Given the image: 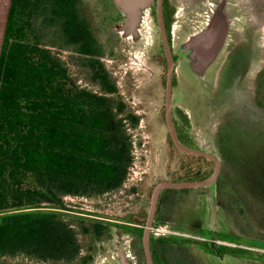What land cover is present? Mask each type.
Instances as JSON below:
<instances>
[{"label":"rangeland","instance_id":"1","mask_svg":"<svg viewBox=\"0 0 264 264\" xmlns=\"http://www.w3.org/2000/svg\"><path fill=\"white\" fill-rule=\"evenodd\" d=\"M165 1L168 31L179 57L173 92L176 125L188 136L189 146L198 148L200 138L211 146L221 171L209 192L207 187L162 190L153 222L175 231L172 237L179 249L166 262L152 248L154 260L264 264V0ZM82 4L103 46L102 60L117 82L118 91L111 96L123 98L127 112L139 115L140 121L137 126L128 123L134 160L123 185L97 196L67 195L62 214L78 232L82 222L110 223V237L98 243L90 234H79L84 252L94 251L88 264H112L119 250L131 264H148L143 235L158 179L166 175L170 181L202 180L213 173L215 163L180 149L166 131L168 61L156 5L141 8L133 31L128 12L115 0ZM214 24L222 28L219 53L203 69L191 66L190 72L185 44L196 34L207 36ZM55 32L44 29L43 42L61 43ZM52 48L81 86L101 91L74 49ZM209 238H216L217 245L245 248L246 255L214 252L205 245L211 244ZM0 261L82 264L79 259L55 263L24 254L6 255Z\"/></svg>","mask_w":264,"mask_h":264},{"label":"trees","instance_id":"2","mask_svg":"<svg viewBox=\"0 0 264 264\" xmlns=\"http://www.w3.org/2000/svg\"><path fill=\"white\" fill-rule=\"evenodd\" d=\"M44 29L62 42H43ZM55 46L74 49L101 91L81 86ZM103 55L82 0H11L0 54V257L88 264L94 251L84 252L79 234H90L94 244L110 237V223L82 222L78 232L62 214L65 196L116 190L133 164L128 123L137 126L140 116L111 96L118 86ZM152 239L162 261L179 249L172 235Z\"/></svg>","mask_w":264,"mask_h":264},{"label":"water","instance_id":"3","mask_svg":"<svg viewBox=\"0 0 264 264\" xmlns=\"http://www.w3.org/2000/svg\"><path fill=\"white\" fill-rule=\"evenodd\" d=\"M115 1L119 5H121L125 11L128 12L129 19L127 21V24L128 26H130L131 30L135 31L136 25L139 22L141 8L152 4L155 0H115ZM159 1L160 2H159V8H158V16H159L160 26L162 29V35H163L165 48L167 50V54L169 58L168 83H167V91H166V114H167V119H168L171 132L175 139L176 145L180 149L190 154L203 155V156H206L212 159L215 163V168H214L213 173L208 178H205L202 180L167 181V182L160 183L155 188L153 199H152V206H151V209L148 215V219H147V223H146V227H145L144 235H143L144 247L146 251L148 264H155V260H154V256L152 252V245H151V237H152L151 227L154 223L153 220L156 214V210H157V206L159 203V198H160L162 189L164 188H195V187H208L209 188L212 184L215 183L221 171V162L218 156L214 152L209 151L211 146L209 144H205V141L203 138H200V141H201L200 147L203 146L204 149H196L191 146L185 145L178 138L176 131L174 129V126H173V87H172L174 62H173L172 51H171L170 44H169V39H168L166 28H165L162 0H159ZM221 31H222V28H218L217 31L213 29V30H209L207 34L209 36H212L215 39V41H217L216 43H219L222 38ZM210 242H211V246L214 249H218V245L215 239H211ZM122 256L123 257L125 256L123 252H122Z\"/></svg>","mask_w":264,"mask_h":264},{"label":"flooded vegetation","instance_id":"4","mask_svg":"<svg viewBox=\"0 0 264 264\" xmlns=\"http://www.w3.org/2000/svg\"><path fill=\"white\" fill-rule=\"evenodd\" d=\"M159 2H160L159 0H155L153 2V4H155L156 7H157V17H158V23H159V26H160V21H159V16H158ZM165 2H166L165 0H162L165 28H166L167 36H168V39H169V44H170V48H171V51H172L173 62H174V70H173V76H172V87H173V92H174V89L176 87V70H177L179 57L177 56L176 52H174V50H173L172 41H171L170 34H169V31H168V22H167L166 13H165V10H166ZM215 26H216V24H214V26L211 28V30H213ZM160 31H161L162 41H163V45H164V50H165V53H166V56H167V61H168L167 62V64H168V66H167V83H168L169 58H168L167 50L165 48L161 26H160ZM216 42L217 41H215V39L212 36H209V35L206 36V35H202V34H196V35H194V37L189 38V40L185 44L184 50H185L186 53H188V55L190 57V60H191L190 66L188 68L190 72H191V66H192V68L196 69L195 66L197 65L198 67L203 69V67L205 65H208L211 62V60H210L211 58L215 59V57L219 53V51L217 52V48H216V46L218 47L219 43H216ZM214 49H216V50H214ZM212 55H214V56L211 57ZM166 119H167V114H166ZM167 123H168V119H167ZM173 126H174V129L176 131V134H177L178 138L185 145L189 146L190 145V140H189L188 136H186V134H183L178 129V127L176 125V120H175V117H174V104H173ZM168 127L169 128L166 131H167L168 135L170 136L171 140L175 143V139H174L173 134L171 132L169 123H168ZM195 139H196V141L198 140L197 136L195 137ZM200 142L201 141H199V144H198L199 147L196 148V149H204L203 146L200 147V145H201ZM200 156H203V155H200ZM192 180H194V179H192ZM167 181H170L169 177L166 176V175H163L161 178L158 179V183L157 184L159 185L160 183L167 182ZM172 181H175V180H172ZM157 184H156V187L158 186ZM164 189H166V188H164ZM164 189H162V190H164ZM160 198H161V194H160ZM160 198H159V202H160ZM146 201L148 202V199H146ZM151 206H152V202H151ZM157 208H158V206H157ZM152 237H151V239H152ZM210 239H216V238H209V240ZM112 259L113 260L110 259L112 264H131V262L127 258V256H124V257L122 256L120 250L118 251L117 256H114ZM123 259H124V261H123Z\"/></svg>","mask_w":264,"mask_h":264},{"label":"crops","instance_id":"5","mask_svg":"<svg viewBox=\"0 0 264 264\" xmlns=\"http://www.w3.org/2000/svg\"><path fill=\"white\" fill-rule=\"evenodd\" d=\"M10 7H11V0H0V54L3 45ZM207 191L209 192L208 187H207Z\"/></svg>","mask_w":264,"mask_h":264},{"label":"built area","instance_id":"6","mask_svg":"<svg viewBox=\"0 0 264 264\" xmlns=\"http://www.w3.org/2000/svg\"><path fill=\"white\" fill-rule=\"evenodd\" d=\"M175 231L170 228L167 224H153L151 227V235L154 237L162 236V235H173Z\"/></svg>","mask_w":264,"mask_h":264},{"label":"bare ground","instance_id":"7","mask_svg":"<svg viewBox=\"0 0 264 264\" xmlns=\"http://www.w3.org/2000/svg\"><path fill=\"white\" fill-rule=\"evenodd\" d=\"M214 30H215V31H217V30H218V28L215 26V27H214ZM216 48H217V46H216ZM214 50H216V49H214ZM214 53H215V52H214Z\"/></svg>","mask_w":264,"mask_h":264}]
</instances>
